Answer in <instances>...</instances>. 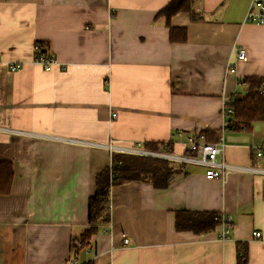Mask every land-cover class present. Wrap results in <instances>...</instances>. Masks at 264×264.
<instances>
[{
	"label": "crops",
	"instance_id": "obj_1",
	"mask_svg": "<svg viewBox=\"0 0 264 264\" xmlns=\"http://www.w3.org/2000/svg\"><path fill=\"white\" fill-rule=\"evenodd\" d=\"M170 1L0 0V162L14 172L0 196V264H237L239 255L264 264V160L252 152L264 119L225 134V163L259 173L209 180L186 150L190 137L218 135L224 99L233 123L243 79L264 78V25L245 20L251 0H194L167 26L156 14ZM171 27L187 41L171 43ZM36 45L54 57L49 71L34 62ZM109 143L157 144L177 172L163 189L147 180L111 188L110 223L75 251L96 176L120 153ZM181 211L225 212L232 227L223 241L218 223L177 231Z\"/></svg>",
	"mask_w": 264,
	"mask_h": 264
},
{
	"label": "trees",
	"instance_id": "obj_2",
	"mask_svg": "<svg viewBox=\"0 0 264 264\" xmlns=\"http://www.w3.org/2000/svg\"><path fill=\"white\" fill-rule=\"evenodd\" d=\"M194 0H171L162 10L156 14V18H163L165 24L170 26V20L179 14H190ZM169 41L171 43H185L187 32L185 28L171 27L169 29ZM248 92L243 98H236L233 103L234 130L245 131L255 121L264 119V93L259 91L264 88V78H245ZM205 142H215L217 136L210 132H202ZM143 149L153 153H167L157 144H144ZM111 168L106 167L99 172L95 179V194L88 201L87 223L88 228L81 234L78 241L81 250L100 231V226L110 223V197L111 188L133 181H149L155 188L163 189L177 170L173 161L155 157L135 156L129 154H112ZM120 163V164H118ZM14 172L10 162H0V196L8 195L11 189ZM216 214L198 212H177L175 214V229L200 235L210 231L217 225ZM245 257L237 258V264H242ZM91 264V263H83Z\"/></svg>",
	"mask_w": 264,
	"mask_h": 264
},
{
	"label": "built area",
	"instance_id": "obj_3",
	"mask_svg": "<svg viewBox=\"0 0 264 264\" xmlns=\"http://www.w3.org/2000/svg\"><path fill=\"white\" fill-rule=\"evenodd\" d=\"M245 20L257 25H264V0H251L249 7L245 13ZM235 53L237 59L241 62H246L247 56L245 50L240 47L235 48ZM35 59L34 62L44 68V70L49 71L51 67L55 64V59L52 55L44 53L39 46L34 47ZM18 70L17 65L10 66V71L15 72ZM228 73H235V68L229 66ZM241 83H244L242 80ZM221 116V126L217 135V140L215 142H205L199 141L196 137H190L186 142V150L196 154V158L193 160H188L193 163H197L205 166L207 169L205 171V178L209 180H218L220 183H224L226 176L229 172H236L238 170H247L253 173H259L260 170L257 169H241L229 164H226L224 161V152H225V134L229 130H233V123L230 117L233 115L232 101L230 99H224L221 103L220 109ZM112 118L116 117V113L111 115ZM242 130L245 127L241 128ZM143 144H137L136 148L124 149L117 146L111 145L109 143L105 148L110 152H120L121 154H129L135 156H145V157H162L163 159L172 158L171 156L165 154H157L149 152L143 149ZM254 156L260 160H264V143L261 145H256L252 148ZM111 158V156H110ZM173 159V158H172ZM120 164V163H118ZM112 160L108 164V168H111ZM110 192V191H109ZM216 221L219 225V240L223 241L226 239L231 227H232V216L221 212L216 216ZM256 238L260 237L258 232L254 233ZM123 246H127L130 242L127 237L121 235ZM90 244L86 243L85 246ZM81 246V243L78 240L71 241V247L75 251H78ZM66 264H79L75 256L69 257L66 261Z\"/></svg>",
	"mask_w": 264,
	"mask_h": 264
}]
</instances>
